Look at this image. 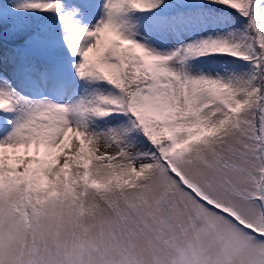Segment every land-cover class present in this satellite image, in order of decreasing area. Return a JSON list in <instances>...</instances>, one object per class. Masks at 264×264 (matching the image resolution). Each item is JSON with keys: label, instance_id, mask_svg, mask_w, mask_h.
Instances as JSON below:
<instances>
[{"label": "snow or ice", "instance_id": "6c2138e0", "mask_svg": "<svg viewBox=\"0 0 264 264\" xmlns=\"http://www.w3.org/2000/svg\"><path fill=\"white\" fill-rule=\"evenodd\" d=\"M0 264H264V0H0Z\"/></svg>", "mask_w": 264, "mask_h": 264}]
</instances>
